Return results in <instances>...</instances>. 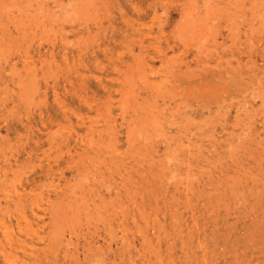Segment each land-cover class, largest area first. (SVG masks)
Returning <instances> with one entry per match:
<instances>
[{
	"label": "rangeland",
	"instance_id": "1",
	"mask_svg": "<svg viewBox=\"0 0 264 264\" xmlns=\"http://www.w3.org/2000/svg\"><path fill=\"white\" fill-rule=\"evenodd\" d=\"M0 264H264V0H0Z\"/></svg>",
	"mask_w": 264,
	"mask_h": 264
}]
</instances>
